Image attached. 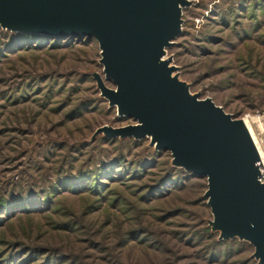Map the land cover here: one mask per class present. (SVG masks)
Masks as SVG:
<instances>
[{"label": "rangeland", "instance_id": "rangeland-1", "mask_svg": "<svg viewBox=\"0 0 264 264\" xmlns=\"http://www.w3.org/2000/svg\"><path fill=\"white\" fill-rule=\"evenodd\" d=\"M192 1L166 57L200 99L264 115V0ZM5 31L0 264H259L248 244L211 231L206 179L174 172L148 139L93 137L134 123L100 96L94 38Z\"/></svg>", "mask_w": 264, "mask_h": 264}, {"label": "water", "instance_id": "water-1", "mask_svg": "<svg viewBox=\"0 0 264 264\" xmlns=\"http://www.w3.org/2000/svg\"><path fill=\"white\" fill-rule=\"evenodd\" d=\"M192 0H0V28L50 36L92 37L103 76L100 96L133 124L102 126L93 137L148 139L170 164L206 178L203 194L218 240L248 242L264 264V182L259 153L240 118L200 99L179 77L166 49L181 32ZM110 80L114 87L105 85Z\"/></svg>", "mask_w": 264, "mask_h": 264}, {"label": "built area", "instance_id": "built-area-1", "mask_svg": "<svg viewBox=\"0 0 264 264\" xmlns=\"http://www.w3.org/2000/svg\"><path fill=\"white\" fill-rule=\"evenodd\" d=\"M256 119H258L259 122H257ZM242 120L247 126V129L249 130V133L251 134V137L259 153L260 161L258 162V179L261 182H264V115H253L248 113L242 116ZM260 134L262 136H260Z\"/></svg>", "mask_w": 264, "mask_h": 264}, {"label": "trees", "instance_id": "trees-1", "mask_svg": "<svg viewBox=\"0 0 264 264\" xmlns=\"http://www.w3.org/2000/svg\"><path fill=\"white\" fill-rule=\"evenodd\" d=\"M5 32H7V33H10V34H16L15 36H16V38L18 37V39H20L21 41L22 40H32V39H36V40H40V39H44V38H54V39H56V38H58V37H50V36H48V35H44V34H39V33H33V32H15V31H10V30H8V31H5ZM78 38L79 36H68L67 38ZM62 38H65V37H61V39ZM87 38H92V37H87ZM106 81H108V82H110L111 84H112V82L110 81V80H106ZM118 119L119 120H129V118H124V117H118ZM126 139V138H125ZM131 139H133V138H131ZM145 139V138H144ZM144 139H141V140H139V141H144ZM133 140H135V139H133ZM137 141V140H136ZM156 151V150H155ZM157 151H159V152H166V151H168V150H163V149H161V150H157ZM169 165H170V167L174 170V172H182V173H187V174H189V175H191V177H194V178H204V179H206L204 176H197V175H194V174H192V172H190V171H186V170H184V169H182V168H176V167H173V166H171V164H170V160H169ZM234 240H238V239H236V238H234V239H229V241H234ZM241 242H244V243H246V244H248L249 245V247H251L252 248V246L248 243V242H245V241H241ZM253 249V248H252ZM249 259H252V258H249Z\"/></svg>", "mask_w": 264, "mask_h": 264}]
</instances>
